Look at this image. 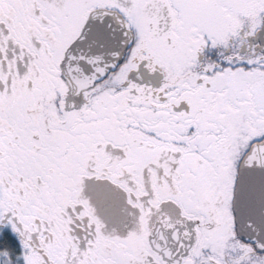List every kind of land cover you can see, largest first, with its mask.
<instances>
[{
  "label": "snow or ice",
  "instance_id": "obj_1",
  "mask_svg": "<svg viewBox=\"0 0 264 264\" xmlns=\"http://www.w3.org/2000/svg\"><path fill=\"white\" fill-rule=\"evenodd\" d=\"M0 264H264V0H0Z\"/></svg>",
  "mask_w": 264,
  "mask_h": 264
}]
</instances>
